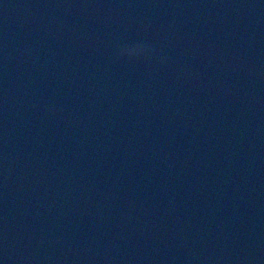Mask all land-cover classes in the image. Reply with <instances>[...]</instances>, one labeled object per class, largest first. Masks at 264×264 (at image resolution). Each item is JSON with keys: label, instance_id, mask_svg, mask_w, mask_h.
<instances>
[{"label": "clouds", "instance_id": "1", "mask_svg": "<svg viewBox=\"0 0 264 264\" xmlns=\"http://www.w3.org/2000/svg\"><path fill=\"white\" fill-rule=\"evenodd\" d=\"M146 51H147L146 48H136V49L129 50L127 52V55L130 58H137V57L142 56Z\"/></svg>", "mask_w": 264, "mask_h": 264}]
</instances>
